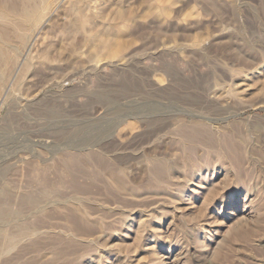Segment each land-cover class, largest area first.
Segmentation results:
<instances>
[{"label": "rangeland", "instance_id": "1", "mask_svg": "<svg viewBox=\"0 0 264 264\" xmlns=\"http://www.w3.org/2000/svg\"><path fill=\"white\" fill-rule=\"evenodd\" d=\"M76 1L0 64V264H264V0Z\"/></svg>", "mask_w": 264, "mask_h": 264}, {"label": "bare ground", "instance_id": "2", "mask_svg": "<svg viewBox=\"0 0 264 264\" xmlns=\"http://www.w3.org/2000/svg\"><path fill=\"white\" fill-rule=\"evenodd\" d=\"M9 1V0H8ZM100 1V0H99ZM80 2V1H79ZM96 2V1H95ZM101 2V1H100ZM33 3V0H11L9 1V3L4 6L3 4L0 3V64L2 62H4V64L7 65H11L13 62L12 57L9 55L7 49H8V39L9 37H11L10 35H14L18 37V39H20V43L24 44L25 46H27V48H29L30 51H36L39 50L43 45H46V50L45 51H49L51 48L49 47L50 45L47 42V39L50 35H48L47 31H44L45 28H47V24L49 22V15L51 17V15H53V12L55 10H57L59 7L61 9V6L65 7L64 4L68 3V5L70 4V6H72L71 12L68 10V12L71 13L72 16V20H74V22L77 20H75V17L78 16L80 14V10L74 6H78L77 3L78 1L76 0H41V4L39 7L35 8V3ZM81 3V2H80ZM86 3V2H85ZM90 3V2H89ZM107 3V2H106ZM83 4V3H82ZM81 4V5H82ZM92 5H94L93 3H91ZM97 4V3H96ZM109 4V3H108ZM107 4V5H108ZM66 5V4H65ZM80 5V6H81ZM105 5V3H103V6ZM69 6V7H70ZM90 6V4H89ZM100 6V5H99ZM102 6V4H101ZM100 6V7H101ZM62 7V9L64 10V8ZM79 7V6H78ZM82 7V6H81ZM86 7V5H85ZM92 7V6H91ZM98 7V6H97ZM106 7V5H105ZM105 7H103V9H105ZM89 10L90 7H88ZM87 8V10H88ZM95 7H93V9H95ZM39 9V10H38ZM61 9V10H62ZM83 8H81L82 10ZM101 10V8H99ZM102 9V10H103ZM120 9V8H119ZM62 10V11H63ZM86 10V11H87ZM96 10H98L96 8ZM95 10V13H96ZM99 10V11H100ZM104 11V10H103ZM101 12V11H100ZM69 13V14H70ZM79 13V14H78ZM93 14V13H92ZM106 14V13H105ZM114 14V13H112ZM46 15V17H45ZM68 14H66L67 16ZM80 17L83 16L82 14L79 15ZM45 17V18H44ZM70 17V16H69ZM79 17V18H80ZM97 17V16H96ZM44 18V20H40ZM77 18V17H76ZM78 18V21H79ZM99 19V18H98ZM97 19V20H98ZM71 22H73L71 19H68ZM113 20V19H112ZM40 21V22H39ZM76 21V22H78ZM81 21V20H80ZM38 22V23H37ZM73 22V23H74ZM82 22V21H81ZM80 22V23H81ZM111 22V21H110ZM37 23V24H36ZM71 23L73 26L77 27V25ZM83 23V22H82ZM81 23V24H82ZM36 24V26H35ZM110 24V23H109ZM59 25V24H58ZM70 25V23L68 24ZM67 25V26H68ZM84 26V25H83ZM81 26V28H83L82 30H84V27ZM34 27V28H33ZM72 28V26H71ZM64 29V28H63ZM68 29H70V26H68ZM67 30V29H66ZM85 31V30H84ZM94 31V30H93ZM58 32V31H57ZM63 32V31H62ZM96 33V32H95ZM119 34V33H118ZM48 35V36H47ZM52 35V34H51ZM61 35V34H60ZM116 35V34H115ZM89 37V35H86ZM16 37V38H17ZM65 38V37H64ZM72 38V37H71ZM115 38V37H114ZM66 39V38H65ZM78 39V38H77ZM103 39V38H102ZM16 40V39H15ZM50 40V39H49ZM79 40V39H78ZM97 40V39H96ZM47 42V43H46ZM50 42V41H49ZM52 42H54L53 40H51L50 44H52ZM82 42V41H81ZM108 42V41H107ZM65 43V42H64ZM110 43V42H109ZM124 43V42H123ZM84 45V44H83ZM107 44H105L106 47ZM119 45V44H118ZM124 45V44H123ZM54 46V45H53ZM48 47V48H47ZM104 47V49H105ZM110 49L107 50V52L105 53V51H102V54L104 53V55L108 56L107 54H109L110 56V51L111 50V54L114 56H117L118 54H121V51H123V49H121L119 47H114L112 48L111 46ZM121 47V46H120ZM128 47V46H127ZM50 48V49H49ZM112 48V49H111ZM82 49V48H81ZM106 50V49H105ZM52 52V50H51ZM89 52V51H88ZM120 52V53H119ZM22 53V52H21ZM47 53V52H46ZM101 53V52H100ZM35 54V53H34ZM50 54V52H49ZM48 54V57L50 56ZM124 54V53H122ZM121 54V55H122ZM120 55V57H121ZM126 55V54H124ZM76 56V55H75ZM104 57V56H103ZM112 57V56H111ZM120 57L119 60H120ZM124 58L121 57V59ZM33 60V59H32ZM122 61V60H121ZM6 62V63H5ZM120 64V63H119ZM14 65V64H13ZM6 68V67H5ZM8 69V68H7ZM198 131V130H196ZM199 132V131H198ZM193 134V133H192ZM197 134V133H196ZM28 203L29 204H33L34 201L33 199L29 198L28 199ZM40 206V205H39ZM34 210V209H32ZM1 216V215H0ZM24 218V217H23ZM76 219V218H75ZM74 219V220H75ZM4 221V220H3ZM30 227L29 226H23L21 229V236H27L30 233ZM28 237V236H27ZM13 238L10 237V240ZM23 240V239H22ZM15 243V242H14ZM17 243V242H16Z\"/></svg>", "mask_w": 264, "mask_h": 264}]
</instances>
